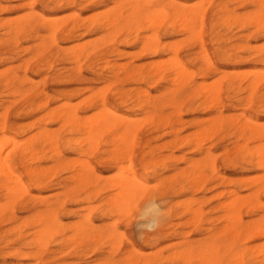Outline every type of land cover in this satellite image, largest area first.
<instances>
[{
  "label": "rangeland",
  "instance_id": "1",
  "mask_svg": "<svg viewBox=\"0 0 264 264\" xmlns=\"http://www.w3.org/2000/svg\"><path fill=\"white\" fill-rule=\"evenodd\" d=\"M33 1L0 0V9L5 8L0 10V128L5 132L0 131V144L6 155L16 148L12 163L25 188L22 193L14 192V198L3 187L5 179L0 176V209L4 210H0V264H203L204 255H217L218 264H231L228 249L263 246L264 237L243 235L240 241H233L231 231L224 228L230 224L227 217L234 213H227L221 205L231 198L229 191L246 196L251 182L264 173L257 160L260 153L250 160L241 149L254 151L259 145L264 146V140L258 141L247 131L238 133L233 123L251 119L261 125L258 128L264 133V0H206L209 4L201 5L207 8L201 27L200 18L195 20L197 25L185 22L186 30L182 20L178 22L169 15L160 18L164 21L159 23L160 28L154 27L159 20L153 27L150 25L153 30L144 21L139 26L125 27L115 37L112 30L99 32L88 23L96 15L95 19L100 20L114 6L109 0ZM171 1L187 8L198 6L203 0H139L152 6ZM40 14L47 21H55L54 26H61L53 38ZM14 26L22 27L19 34ZM6 27H11V34L5 35ZM193 30L194 35L201 33V40L193 35ZM154 34L160 49L166 47L159 55L143 51L140 43L143 37L152 40ZM227 48L234 51L226 52ZM206 55L214 68L209 72ZM170 57L178 58L187 68H180L185 79L179 69L173 68ZM163 64L167 69L163 66L162 75L152 76V67L162 68ZM177 70L179 78L174 73ZM186 70L193 76L189 78L191 73L185 74ZM144 77H148V82ZM253 79H259L255 80L259 84L254 85ZM204 85L208 89L201 88ZM215 85L220 87L217 103L224 127L213 135L208 127L218 110L210 108L214 103L209 101L201 106L192 91L206 89L216 95ZM146 92L154 99L155 109L152 105L138 106ZM118 94L123 96V102ZM103 101L117 115L130 119L132 130L135 123L136 134L132 135L136 142L132 148L110 144L112 132L103 134L96 147L88 142L79 145L82 135H71L68 126L63 128L55 117H45L47 113L62 115L67 108L78 112L84 123H90ZM150 116L152 120L146 118L143 124L144 118ZM161 117H167L166 121L162 122ZM44 129L56 138L58 152L50 150L49 142L40 141L39 134ZM201 131L211 139H197L201 137L197 132ZM29 141L31 149L39 153L37 159L29 160L30 164L20 160ZM196 141L202 143L198 145ZM209 148L212 159L205 153ZM192 163L198 167L191 169ZM27 167L39 168V182L28 174ZM131 170L143 183L144 191L136 196L134 207L124 216L114 212L110 199L117 197L114 183L131 174ZM196 172L204 173L203 180H196ZM78 173L85 177L80 178ZM261 201L264 202L263 197ZM1 204H6L7 209ZM150 205L159 207L161 214L160 224L152 228L146 223L148 216H141ZM49 208L60 225L54 235L47 237L43 230ZM196 211L201 215L196 216ZM239 214L244 225L261 219L259 215H249L246 209ZM78 225H90L96 232L84 229V235H79ZM231 225L235 231L236 224ZM35 236L42 237V248L35 245ZM189 244L193 250L188 261L182 256L173 257L185 253Z\"/></svg>",
  "mask_w": 264,
  "mask_h": 264
},
{
  "label": "bare ground",
  "instance_id": "2",
  "mask_svg": "<svg viewBox=\"0 0 264 264\" xmlns=\"http://www.w3.org/2000/svg\"><path fill=\"white\" fill-rule=\"evenodd\" d=\"M36 1V0H34ZM33 1V2H34ZM206 0H203L202 2L200 1L199 2V5L198 6H193V7H184L176 2H169V3H166V4H157L155 6H152L150 5L149 3H141L139 2V0H109V3L113 4L114 6L109 9L107 12L105 11V14L104 16L100 19V20H96L95 17L97 16H93L94 18L90 21H88L89 25L92 26L94 25V30H95V27L96 29L99 31V32H107L109 30H112L113 33V37L117 36L119 33H121L125 27H128L130 28L131 26H139L141 25L144 21H146L147 23H150L149 26L153 25L154 23H157V20H159V22L157 23L156 26L154 27H159L160 24L159 23H162L160 18L162 17H167V16H171L173 15L176 20L178 19V22L182 20L181 24V27L184 28V26H186V23H188V21H192L193 24L195 23V20L199 19L200 18V27H201V19L204 20V17H205V8L203 9V5L205 3ZM259 2V1H258ZM155 3V2H154ZM201 3V4H200ZM208 3V2H206ZM205 3V4H206ZM71 4H73L71 2ZM209 4V3H208ZM197 5V4H196ZM202 5V6H201ZM207 5V4H206ZM263 6V5H262ZM261 6V7H262ZM208 7V6H207ZM203 9V10H202ZM1 10V9H0ZM5 10V8L3 7V9L1 11ZM211 11V10H210ZM261 11V10H260ZM218 12H223L222 9H219ZM217 12V13H218ZM28 14V13H27ZM213 15V14H212ZM99 16V15H98ZM224 16V15H223ZM234 16V15H233ZM40 17V20L43 22V24H45V26L47 28L50 29V32L52 33V38L55 36V34L57 33V31L59 30V28L61 26H54L55 24V21H47L45 20V18H43L42 14L39 15ZM212 17V16H210ZM59 18V17H58ZM173 18V19H175ZM213 18V17H212ZM243 19V18H242ZM54 20V19H53ZM82 20V19H81ZM231 20V19H230ZM255 20V18H254ZM261 20L264 21V18H262ZM184 21V23H183ZM216 21V19H215ZM229 21V19H226L225 22ZM7 22V21H6ZM164 22V21H163ZM186 22V23H185ZM192 22L190 23L192 25ZM197 22V21H196ZM259 22V21H258ZM232 23V22H231ZM253 23V22H252ZM196 24V23H195ZM246 24V23H245ZM261 24V23H260ZM188 25V24H187ZM197 25V24H196ZM259 25V24H258ZM262 25V24H261ZM149 27L151 30H153V26L152 27ZM195 26V25H194ZM16 27V26H14ZM147 27V26H146ZM173 27V26H172ZM171 27V29H172ZM198 28V26H196ZM226 27V26H225ZM3 28V27H2ZM160 28V27H159ZM187 28H189L187 26ZM237 28V27H236ZM75 28H73V31H74ZM86 29V28H84ZM186 29V28H184ZM182 29V30H184ZM193 29V28H192ZM201 29V28H200ZM223 29V28H222ZM6 33L5 35H9L11 34L12 32V29L11 27H6ZM22 30V27H19L17 26L15 28V33L16 34H19ZM65 30H68V29H65ZM157 30V29H156ZM172 30H175V29H172ZM187 30V29H186ZM196 30V28L194 29ZM194 30H193V35H194ZM70 31V30H69ZM72 31V30H71ZM73 31L71 33H73ZM86 31V30H85ZM126 31V30H125ZM199 31V30H198ZM202 31V29H201ZM62 32V30H61ZM60 32V33H61ZM65 32V31H64ZM262 32V31H261ZM123 33V32H122ZM131 33V32H130ZM155 33V32H154ZM178 33V32H177ZM188 33V31H187ZM200 33V32H199ZM199 33H196V35L194 36H200L198 35ZM58 34V33H57ZM153 34V33H152ZM61 35V34H60ZM74 35V34H73ZM155 35V34H154ZM151 35L153 37L152 40L150 39H147L146 37L142 38L141 39V46L143 48V51H150L152 55H159L160 52L162 50H165L166 47H162L160 49V42L159 40L157 39L156 35ZM192 35V36H193ZM216 35V34H215ZM193 36V38H194ZM68 39H70V35L68 34L66 36ZM74 37V36H73ZM147 37H150V36H147ZM151 37V38H152ZM48 38V37H47ZM192 38V40H193ZM66 39V38H65ZM136 39V38H135ZM185 39V38H184ZM183 39V40H184ZM187 39V38H186ZM185 39V41H186ZM196 39V38H195ZM197 39H200L201 38H197ZM212 39V38H211ZM184 41V42H185ZM227 41V40H225ZM16 43V42H15ZM137 43V42H136ZM201 43V42H200ZM85 44V42H84ZM139 44V42H138ZM173 44V43H172ZM203 44V43H201ZM87 45V44H86ZM176 45H177V42H176ZM85 46V45H84ZM173 46H175V44H173ZM203 46V45H202ZM262 46V45H261ZM179 47V46H178ZM175 48V47H174ZM201 48V47H200ZM228 49V48H227ZM242 49V48H241ZM82 50V49H81ZM170 50V49H169ZM178 51V48H176L175 50V53ZM230 51H234L233 48H229L228 50H226V52H230ZM224 52L225 55H227V53ZM82 53V52H81ZM81 53H78V54H81ZM164 53V52H163ZM174 53V54H175ZM205 53V52H204ZM202 54V53H201ZM229 54V53H228ZM177 55V54H176ZM224 55V56H225ZM89 56V55H87ZM174 56V55H173ZM251 56V55H250ZM77 57V55H76ZM80 57V56H79ZM175 57V56H174ZM202 57V56H201ZM206 58L204 59L205 60V67H207V71L209 72L210 70L214 69L212 68V63H211V60L209 57H207V55L205 56ZM73 58V56H72ZM75 58V57H74ZM225 58V57H224ZM169 59V58H168ZM170 59H172V61L174 60V63L170 60V62H172L173 64V68L175 69H179L180 68L182 70L184 69H187V68H184V66H182L181 62L178 61V58H173V57H170ZM229 59L230 56H229ZM264 59V58H263ZM224 60V59H223ZM159 61V60H158ZM168 61V60H167ZM167 61H165L164 64L167 63ZM229 61V60H228ZM164 64L162 65V68H158V67H152L151 69V74L152 76H155V77H159L162 75V73L165 71V68L167 69V67L164 66ZM156 65V64H155ZM171 65V64H170ZM171 65V66H172ZM163 66L165 68H163ZM98 67V66H97ZM169 67V66H168ZM124 68V67H123ZM172 68V67H171ZM94 69V68H93ZM182 70L179 71L182 72ZM191 70V69H190ZM259 71V70H258ZM240 72V71H239ZM252 72V71H251ZM177 74L178 78L180 77L179 73H178V70L176 72H174ZM187 73H191L189 75V78L190 76L192 77V72H185V74ZM215 73V72H214ZM246 73V72H245ZM248 73V72H247ZM246 73V74H247ZM263 73V72H262ZM260 72V74H262ZM122 74V73H121ZM167 74V73H166ZM183 74V75H182ZM181 75L184 77V72L181 73ZM186 75V76H188ZM166 76V75H165ZM164 76V77H165ZM168 76V75H167ZM176 76V75H175ZM181 76L180 79L183 80V82L185 81V77L183 79V77ZM139 77V76H138ZM145 78V77H144ZM166 78V77H165ZM176 78V77H175ZM178 78H176V81L178 80ZM189 78L187 79L189 81ZM263 78V77H262ZM140 79V78H139ZM167 79V78H166ZM165 79V80H166ZM132 80V79H131ZM144 80H148V77H146ZM168 80V79H167ZM181 80V81H182ZM186 80V81H187ZM224 80V78H223ZM222 80V81H223ZM256 81L259 80V79H255ZM255 80L253 79L254 81V85H258L259 83L256 82L255 84ZM261 80V78H260ZM259 80V81H260ZM264 80V79H263ZM136 81V80H135ZM175 81V80H174ZM252 81V83H253ZM258 81V82H259ZM148 82V81H147ZM154 82V81H153ZM165 82V81H164ZM182 82V83H183ZM140 83V82H139ZM172 83V82H170ZM213 83V82H212ZM217 83V82H216ZM10 84V82H9ZM142 84H145V83H142ZM154 84V83H153ZM184 84V83H183ZM186 84V82H185ZM217 84L220 85V83L218 82ZM251 84V83H250ZM111 85V84H110ZM113 85V84H112ZM170 85V84H169ZM202 85V84H201ZM207 86H209L208 84H206ZM204 85V87L201 86V88H205L208 89V87ZM218 85V87H214L213 90H219L218 88H220ZM200 87V85H199ZM213 87V85H212ZM238 87V86H237ZM250 87V86H249ZM216 88V89H215ZM104 89V88H103ZM165 89V88H164ZM172 89V88H171ZM204 91V89H202L201 91L197 90V89H194L192 92L194 94H196L197 98L199 101H201V106L202 105H205L207 104V101H209V103H214L212 104L211 106H209L210 108H215L216 110H218V101H219V97H220V94H219V91L215 92L217 93L216 95L215 94H212V93H209L208 90L211 91V87L209 86V89L206 91ZM251 89V88H250ZM186 90V89H185ZM254 90L253 86H252V91ZM167 91V89H166ZM100 92V91H99ZM103 92V91H102ZM107 92V91H106ZM105 92V93H106ZM141 92V91H139ZM145 92V91H144ZM172 92V90H171ZM186 92V91H185ZM235 92V91H234ZM167 93V92H166ZM93 94V93H92ZM103 94V93H102ZM135 94V93H134ZM142 94V93H141ZM120 97V99H122L121 102H123V96L121 94H118ZM131 95V94H130ZM172 95V94H171ZM184 95V94H183ZM104 96V95H103ZM135 96V95H134ZM3 97V96H2ZM96 97V96H95ZM140 97V96H139ZM169 98H170V95H169ZM226 99V98H225ZM119 100V99H118ZM133 100V99H132ZM136 100V99H135ZM141 100V99H140ZM79 102V101H78ZM173 102V101H172ZM82 103V102H81ZM158 103V102H157ZM168 103V102H167ZM11 104V103H10ZM69 104V103H68ZM141 104H144V105H152V108H154L155 106V101L153 98H151V96H149V93L146 92V94L144 93L143 94V99L138 103V106L141 105ZM182 104V103H181ZM2 105V104H0ZM77 105V103H76ZM161 105V104H160ZM166 105V104H165ZM75 106V104H74ZM78 106V105H77ZM76 106V107H77ZM145 107L143 108H140L141 110H144ZM178 106L181 107V105L178 103ZM65 107V105H64ZM68 107V106H67ZM72 107V106H71ZM159 107V106H158ZM161 107V106H160ZM169 107V106H168ZM171 104H170V108H171ZM179 107V108H180ZM100 108L101 110L99 111V113L95 114V119L93 121H91L90 123H85L83 122V117L82 119L79 117V113L76 112V111H71V109H67L65 108L62 115H57V114H54L53 113H47V115L45 117L48 118H53L55 117L57 119V121L60 124L61 127H65V126H68L69 127V130H70V134L73 135L74 133L76 134H79V135H82L83 136V139L78 143L79 145H81V143L83 142H88L89 145H96L97 142H99V139L101 137L102 139V136L103 134L107 133V132H112V134H110V136L112 135V139H109L110 140V144H114V143H120V145H128L129 148H132L134 145H135V139H134V136L132 135V132L134 133V127H135V123L133 125V130H132V127H131V123H130V119H128L127 117H123L122 115L119 116L116 114V110L112 107H109L107 106L106 102H101L100 104ZM133 108V107H132ZM176 108V107H175ZM74 110V109H73ZM28 111V110H27ZM34 111V110H33ZM53 111V110H52ZM202 111V110H200ZM142 112V111H141ZM221 111H217V115L211 119V122L209 124V127L208 129L210 130H213V135H215L216 133L222 131L223 129V125H222V121H223V118L221 117ZM38 113V112H37ZM94 115V114H93ZM162 115V114H161ZM156 116V115H155ZM179 117V116H178ZM86 118V117H85ZM94 118V117H93ZM130 118V117H129ZM141 118V117H140ZM139 118V119H140ZM146 118L147 120L151 121V116L148 118V117H145L143 120L142 123L144 124V122H147L146 121ZM167 118V117H166ZM166 118H162L161 117V121L162 122H165L166 121ZM132 119V118H131ZM134 120V119H132ZM234 120V119H233ZM175 121V120H174ZM172 121V122H174ZM141 123V122H140ZM161 123V122H160ZM175 123V122H174ZM234 127H235V130L240 133V134H244L246 131L249 132V134L251 136H257V140L258 141H263L264 140V133H262L260 131V129L258 127H260L261 125H257L256 122L254 120H246L242 123L238 122L237 120H235L234 122ZM178 124V123H177ZM138 125V124H137ZM161 126V125H160ZM172 126V125H170ZM4 127V125H3ZM138 127V126H137ZM136 127V128H137ZM263 127V126H262ZM170 128V127H169ZM4 129V128H3ZM2 128H0V131L3 132V134L5 133L4 130ZM177 129V128H176ZM203 130V129H202ZM137 131V129H136ZM197 131V130H196ZM205 131V130H203ZM208 130H206L207 132ZM209 132V131H208ZM196 133V132H195ZM201 137H198L197 139H201L202 137H205V140L207 139H211L210 135H205V133H203L202 131L201 132H197ZM196 133V134H197ZM202 133V135H201ZM38 134V133H37ZM136 134V133H134ZM197 134V136H198ZM40 141H43L44 143L45 142H49V146H50V150L51 151H54L56 150L57 151V148H56V138L50 133V132H47L45 129L43 132H41L40 134ZM205 135V136H204ZM210 137V138H209ZM2 138H4L2 136ZM8 138V136H7ZM199 139V140H200ZM184 140V139H183ZM215 140V139H214ZM242 140V139H241ZM1 141H3L1 139ZM14 141V140H13ZM76 141V140H75ZM216 141V140H215ZM20 142V141H19ZM24 142V141H23ZM71 140L68 142L69 145L71 144ZM182 142V141H181ZM197 144L198 143H202L201 141H196ZM29 143L30 141L28 142V144H26V146L22 149L21 151V161L23 160V162H27V161H33L35 159H37V154L38 153V150H36L35 148L34 149H31V147L29 146ZM264 143V142H263ZM147 142L145 143V146H147ZM257 146H258V143H256ZM3 145V144H2ZM14 145V144H13ZM16 145V144H15ZM191 145V144H190ZM200 145V144H198ZM192 146V145H191ZM3 146H1L0 144V176L3 177L5 179V184L3 185V187L6 189L7 192H12V196H14L15 198V194L17 192H21L23 191L25 188H24V185L22 183V180H21V176L19 175V173L17 172L16 168L14 167L13 163H12V155L15 153L16 151V148L13 149L10 153H8L7 155L4 153V150L5 149H2ZM96 147V146H95ZM116 147V145H115ZM123 147V146H122ZM238 147H240V145L238 144ZM4 148H7V147H4ZM90 148H94V147H90ZM89 148V149H90ZM127 148V147H126ZM258 148V147H257ZM12 149V148H11ZM21 149V148H20ZM128 149V148H127ZM204 149V148H203ZM237 149V148H236ZM243 150V152L245 154H247V157L250 159V160H254L256 159V155L257 153H260L258 154L259 156V159L257 160H260L259 164L261 165V167H263L264 169V146L260 148V145H259V148L256 149V150H247L246 147H242L241 148ZM87 150V149H86ZM91 150V149H90ZM126 150V149H125ZM124 150V151H125ZM258 150V151H257ZM10 151V150H9ZM55 151V152H56ZM204 151V150H203ZM58 152V151H57ZM132 150L130 149L129 152L127 151L128 156L131 154ZM41 153V152H40ZM119 153V152H118ZM140 153V152H139ZM200 153H202V151L200 150ZM205 153L207 154V158L209 159L211 157V153H210V148L207 149L205 151ZM5 154V156H4ZM85 154V152H84ZM117 154V153H116ZM125 154V155H126ZM20 155V154H19ZM58 156L59 154L58 153H55V156ZM86 155V154H85ZM15 157V156H14ZM39 157V156H38ZM51 157V156H50ZM145 157V156H143ZM51 158H54V157H51ZM125 159V158H124ZM212 159V158H210ZM48 160V159H47ZM50 160V159H49ZM214 160V159H213ZM27 162V163H32V162ZM77 162H79L78 160H75ZM130 161V160H129ZM38 161H36V164H37ZM120 162V161H119ZM118 162V163H119ZM39 163V162H38ZM129 163V162H128ZM201 163V162H200ZM203 163V161H202ZM28 164V167H30ZM206 164V162L204 163ZM38 165V164H37ZM81 165V164H80ZM85 165V163H84ZM202 165V164H201ZM74 166V165H73ZM86 166H90V165H86ZM122 166V165H121ZM140 166V165H139ZM27 167V170H28V174L32 175V176H35L37 177L36 180L38 181L39 179V176L41 175V173H38L37 169L39 168H35V169H30ZM130 167V166H129ZM190 167L189 165L187 166V168ZM198 165L195 164V163H192L191 165V169H195L197 168ZM85 168V166H84ZM119 170L121 167H118ZM117 168V169H118ZM126 168V167H125ZM79 169V168H78ZM86 169V168H85ZM91 169V167L89 168ZM122 169V168H121ZM131 169V168H130ZM129 169V171H130ZM88 171V170H87ZM27 172V171H26ZM90 172V171H89ZM118 173V172H117ZM198 173V172H196ZM49 174V173H48ZM77 174V173H76ZM79 174V173H78ZM204 174V173H203ZM203 174H196V180L199 182L200 180H203ZM80 175V178L83 176L81 174ZM122 175V174H121ZM126 175V174H125ZM85 177V176H83ZM115 177V176H114ZM194 177V178H195ZM206 177V176H205ZM194 178H192L191 180H193ZM76 179V178H75ZM78 179V178H77ZM96 179L98 180V177H96ZM195 180V183L197 182ZM222 181H224V179H221ZM79 181V179H78ZM39 182V181H38ZM193 183V182H192ZM201 183V182H200ZM226 183V182H225ZM115 186L113 185L114 188L118 189L117 192V197H112L110 200H111V203H114L113 205H115V208H114V212H117V213H121V215L123 214L125 216V214H128V212L130 211V209H132V207H134L135 205V198L136 196L142 192V190L144 189V185L143 183L138 180L136 177H135V173L131 170V174L127 175V176H124V178H121L120 177V181L118 180V182L114 183ZM252 188H250L248 190V194L245 196H240V194H237L236 192L234 191H229V194L231 195V198L225 202V203H222L221 207L228 213V212H233L234 215L232 216V214L230 215V217H227L228 218V223H230L226 228V230L228 231H231V236L233 241H237L241 236H251L252 238L254 239H257V238H263L264 237V202L261 201V197L264 198V173L263 175H260L256 178V180L254 179L252 182ZM38 186L40 185L37 184ZM153 185V184H152ZM157 186V185H156ZM199 190V189H198ZM17 191V192H16ZM144 191V190H143ZM14 192H16L15 194H13ZM24 192V191H23ZM119 192V193H118ZM22 193V192H21ZM96 193V192H95ZM141 194V193H140ZM143 194V192H142ZM226 194V193H225ZM21 196V195H20ZM141 196V195H140ZM110 198V197H109ZM228 198V196H227ZM13 199V198H12ZM15 200V199H14ZM134 202V203H133ZM5 203V202H4ZM148 203V202H147ZM146 203V204H147ZM189 203V201H188ZM8 204V203H7ZM10 204V202H9ZM8 204V205H9ZM155 204V203H154ZM2 205V204H1ZM6 205V204H5ZM4 205V206H5ZM11 205V204H10ZM133 205V206H132ZM180 205V204H179ZM3 206V205H2ZM3 206V207H4ZM99 206V205H98ZM146 206V205H145ZM5 208V207H4ZM91 208H94V207H91ZM90 208V210H91ZM7 209V207L5 208ZM53 209V208H52ZM85 209V207H84ZM96 209V208H95ZM143 209V208H142ZM145 209V208H144ZM243 209H246L247 210V213L249 215H259L260 216V220L259 221H253L252 223L248 224V225H244L243 224V219L240 217V212L243 210ZM2 210V208L0 209ZM192 210V209H191ZM191 210H190V213H191ZM221 210V209H220ZM4 211V210H2ZM1 211V212H2ZM92 211V210H91ZM141 211V210H140ZM222 211V210H221ZM47 224L45 225V229L43 230V228H40L41 230L44 231V234L48 235L52 233V235H54L53 233L56 232V228L59 227L58 225H60L58 222H57V219L55 217V214L54 212L49 208L47 209ZM197 212V211H196ZM198 212H199V209H198ZM195 214L196 216L198 215H201V214ZM201 212V211H200ZM85 214V213H84ZM139 214V213H138ZM148 216L147 217V224H148V227L149 228H152L155 224H160V218H161V214H160V209L159 207H154L152 205H150L149 207L146 208V211L145 213L141 214V216ZM127 216V215H126ZM88 217V216H87ZM11 218V217H10ZM40 219H42L40 217ZM140 220V219H139ZM38 221V220H37ZM88 221V220H87ZM223 221V220H222ZM43 222V221H41ZM115 222V221H114ZM146 223L144 225H146ZM236 224V230L234 231L233 227L231 224ZM89 224V223H87ZM42 225H44L42 223ZM24 226V225H23ZM217 228V227H216ZM84 229L87 230V231H90L92 233L96 232V229L92 228L90 225L89 226H86L85 228L81 227V225H78L76 226V231L78 232L77 234L79 235H84ZM206 229V228H205ZM37 230V229H36ZM38 231V230H37ZM35 231V232H37ZM59 231V230H58ZM221 231V229H220ZM34 232V231H33ZM34 232V233H35ZM41 232V231H40ZM222 232V231H221ZM38 233V232H37ZM218 233H220L218 231ZM42 234V232H41ZM120 234V233H119ZM40 235V234H39ZM43 235V234H42ZM95 235V234H94ZM93 235V236H94ZM110 235H113V234H110ZM123 235V234H122ZM219 235V234H218ZM114 236V235H113ZM36 237V236H35ZM46 237V236H45ZM46 237V238H47ZM50 237V235H49ZM97 238V236H95ZM218 237V236H217ZM222 237V236H221ZM38 238V237H36ZM36 238H34L36 240ZM39 238L41 239L42 237L39 236ZM37 239L35 241V245L39 247V245H41V240L40 239ZM243 238V237H242ZM77 239V238H76ZM32 240V239H31ZM51 240V239H50ZM229 240V239H228ZM244 240V239H243ZM77 241V240H76ZM240 241V240H238ZM44 243V242H43ZM46 243V242H45ZM96 243V242H95ZM232 243V242H231ZM239 243V242H238ZM263 243V242H261ZM193 244V243H192ZM47 245V244H46ZM200 246V245H198ZM197 246V247H198ZM233 246V245H232ZM257 246V245H256ZM255 246V247H256ZM260 247L258 248H244V247H238L237 249L234 248V249H228V251L230 252V255H231V264H264V245L261 246L259 245ZM115 247V246H114ZM113 247V248H114ZM201 247V246H200ZM203 247V246H202ZM206 247V246H205ZM208 247H211V246H208ZM248 247V246H247ZM36 248V247H35ZM39 248H42V246H40ZM118 248V247H116ZM186 249V248H185ZM193 250V247L192 245H188L187 246V250H185L186 252L183 253V254H174L173 257L176 258V259H180L181 256L185 259V260H189L190 259V254H191V251ZM179 251V250H178ZM201 251V250H200ZM225 251V250H224ZM39 254V253H38ZM21 257V256H20ZM40 257V256H39ZM202 257V256H200ZM23 258V257H22ZM38 258V257H37ZM50 258V257H49ZM40 259V258H39ZM203 259L205 260L203 264H218V260H217V255H213V256H209V255H204L203 256ZM33 260V259H32ZM182 261V260H181ZM37 262V261H36ZM180 262V261H179ZM187 263V262H186ZM33 264H36V263H33ZM185 264V263H184Z\"/></svg>",
  "mask_w": 264,
  "mask_h": 264
}]
</instances>
